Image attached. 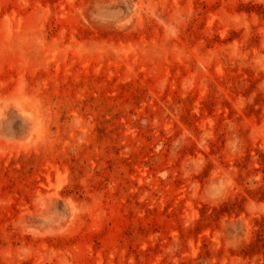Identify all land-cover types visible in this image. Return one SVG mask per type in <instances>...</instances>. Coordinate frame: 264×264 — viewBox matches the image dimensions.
<instances>
[{"label":"rangeland","instance_id":"obj_1","mask_svg":"<svg viewBox=\"0 0 264 264\" xmlns=\"http://www.w3.org/2000/svg\"><path fill=\"white\" fill-rule=\"evenodd\" d=\"M0 264H264V0H0Z\"/></svg>","mask_w":264,"mask_h":264}]
</instances>
